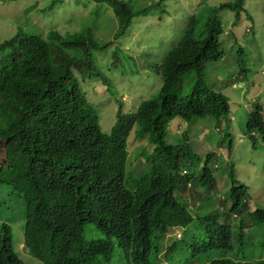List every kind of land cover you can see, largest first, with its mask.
Listing matches in <instances>:
<instances>
[{"label":"trees","instance_id":"1","mask_svg":"<svg viewBox=\"0 0 264 264\" xmlns=\"http://www.w3.org/2000/svg\"><path fill=\"white\" fill-rule=\"evenodd\" d=\"M62 2L49 0L47 9H37L53 13ZM133 6L137 5L123 0H68L62 6L68 11L53 17L49 30L26 25L0 41V185L21 198L24 246L46 264H118L122 258L126 264H150V235L163 237L184 227L198 231L190 241L192 256L232 246L227 217L220 222L213 212L202 217L191 213L202 191L209 198L218 188L217 168L208 158L219 155L210 152L199 166L200 156L193 160L188 143L189 129H179L170 141L167 134L175 117L189 122L193 117H228V96L204 81L203 68L225 54L218 11L231 10L236 24L245 10L244 0L198 4L163 57L172 66L176 83L146 100L154 105L151 112H124L119 106L106 133L82 83L94 65V52L113 43L97 31L98 19L105 15L107 22L117 24L113 35L117 39L135 15L148 9ZM112 57L118 60V52L113 51ZM237 61L233 69L241 77L247 69ZM189 72L196 80L180 94L183 75ZM101 81L111 87L109 78ZM252 110L246 133L255 147L257 139L250 131L264 140V112ZM132 129L151 147L142 153L148 169L138 176L127 168ZM226 144L230 154L231 138ZM226 178L233 202L229 211L264 221V209H249L247 190L231 169ZM226 203V197H219L223 209ZM238 204L243 209L235 208ZM89 223L94 231L85 234ZM0 264H24L13 250L6 223L0 224ZM207 264H264V260L214 259Z\"/></svg>","mask_w":264,"mask_h":264},{"label":"rangeland","instance_id":"2","mask_svg":"<svg viewBox=\"0 0 264 264\" xmlns=\"http://www.w3.org/2000/svg\"><path fill=\"white\" fill-rule=\"evenodd\" d=\"M67 1L58 3L51 13L49 9L45 12L37 9L45 7L49 0H0V41L13 36L17 29L25 28L26 25H33L35 29L41 31L43 27L45 31L49 30L53 17L59 18L63 16V12L68 11L62 7ZM155 1L135 0L137 6L133 8H142L144 5L150 8L135 15L126 33L117 39L113 38L117 24L107 22L105 15L102 18H99L100 14L98 15L97 22L100 28L97 31L102 33L106 40L111 39L113 43L94 52L95 62L92 69L87 71L82 88L97 109L103 132L110 131L119 106L124 112H146L153 109L154 105L146 104V100L156 98L160 88L166 89L176 83L172 75V66L163 57L181 34L180 26L198 4H216L223 0H163L162 11L159 7H153ZM107 7L111 9L110 5ZM244 8L239 22L235 25L232 23L234 15L231 10L224 8L218 11L217 15L222 20L224 29L221 41L225 54L221 60L207 62L203 68L204 81L228 96L231 109L228 117L219 119L213 116L193 117L190 122L175 117L169 122L167 134V140L170 141L178 136L179 129H189L188 143L193 150V160L194 155L200 156L199 166L204 165V158L210 152L219 155L217 160H214V157L208 158L212 161L211 165L217 167L215 174L220 179L218 188L209 198L203 193L201 199L195 201L191 213L193 216L202 217L213 212L216 220L220 222L227 217L232 230V246L191 256L187 245L193 237L192 234H197L198 231L186 227L177 228L174 229L173 235L176 231L180 232L181 237L178 239L171 237L172 232H167L164 238L160 235H151L152 246L156 244L161 246L162 252L170 242L169 237L173 243V249L163 254L162 259L159 258L160 264H206L214 259L240 258L245 261L264 259V222L253 225L246 218L247 215L242 217L239 210L235 211V215L229 211V206L233 202L230 201L232 198L229 194L230 184L226 178L227 170L231 169L235 173L236 181L247 190L245 197L249 209L252 210L249 204L251 201L255 204L254 209L264 207V140L258 138L255 133L256 145L252 147V141L246 133V125L250 120L248 116L253 114V107L259 113L264 112V0H244ZM238 48H241L239 53ZM113 51H117L119 56L115 62L112 57ZM237 60L243 62L247 69L246 74L241 77L233 69L237 68ZM105 77L111 82L110 88L101 81ZM195 80L193 72L184 74L179 93H187ZM228 132L229 135L223 139ZM229 138L232 143L230 154L226 144ZM144 149L147 150L146 153L151 151L146 139L136 138L132 129L127 141V168L135 176L148 169L142 157ZM221 175L225 177L226 182ZM219 197H226L225 209L219 204ZM0 201V224L6 223L10 226L12 247L18 257L24 264H46L34 257L24 246L21 198L7 185L1 184ZM238 207L243 209L241 204L235 208ZM197 221L195 217L194 225ZM241 221L246 224L243 236L240 232ZM93 225L88 224L85 234H92ZM149 257L152 260L154 252H151ZM122 261L116 262L126 264L124 258Z\"/></svg>","mask_w":264,"mask_h":264},{"label":"clouds","instance_id":"3","mask_svg":"<svg viewBox=\"0 0 264 264\" xmlns=\"http://www.w3.org/2000/svg\"><path fill=\"white\" fill-rule=\"evenodd\" d=\"M123 1H127V2H129V3H132V4H135V0H123ZM159 2V0H156L155 2H154V6L153 7H159L160 8V11H162V6H161V4H162V2H163V0L161 1V3L160 4H157ZM137 5V4H136ZM152 5V4H151ZM146 7H148V8H150L149 6H147V5H145ZM234 15V14H233ZM234 19V18H233ZM239 22V21H238ZM237 22V23H238ZM232 23H233V21H232ZM236 23V24H237ZM233 25H235V24H233ZM251 30V29H250ZM233 87H235V84H233L232 85ZM117 112V111H116ZM247 129V128H246ZM250 134H254L255 135V132L254 131H250ZM252 145V144H251ZM215 160H217V159H215ZM212 162V161H211ZM217 168V167H216ZM235 174V173H234ZM244 188V187H243ZM244 192H245V188H244ZM203 193L204 192H202V195H203ZM247 194V193H246ZM245 194V195H246ZM246 203H247V201H246ZM250 204V208H252V210H254V206L253 205H255V204H253L252 203V201L249 203ZM249 206V205H248ZM262 209H264V207L262 208ZM234 215H235V212H234ZM238 216V215H237ZM248 220H250L251 221V223L253 224V225H255L256 223H261V222H264V221H256V220H254L253 218H249ZM241 224H242V221H241ZM246 228V224L244 223V225H243V232H245V229ZM175 235H176V237H175V239H178V238H180L181 237V234H180V232H175ZM174 235H173V233H172V236L171 237H173ZM150 237H151V235H150ZM164 237H166V235L165 236H163V238ZM171 237H169L168 238V240L170 241L169 243H168V246H167V248L164 250V252H162L161 251V246H158L157 244H156V246H152V237L150 238V240H151V243H150V246H149V250H148V261H155V263H150V264H160V260L162 259V255L163 254H166V253H168V252H170L172 249H173V243H172V241H171ZM190 244H191V242L187 245V247H189L190 246ZM151 252H154V258L151 260L150 259V253ZM191 255V254H190ZM192 256V255H191ZM139 258V257H138ZM159 258H161V259H159ZM38 259V258H37ZM40 260V259H39ZM139 260L141 261V259L139 258ZM260 260H264V259H260ZM255 261H257V260H255ZM254 261V262H255ZM250 262H252V261H250ZM141 264H142V261L140 262ZM209 263V262H208ZM131 264H133V263H131ZM187 264V263H186ZM207 264V263H206Z\"/></svg>","mask_w":264,"mask_h":264}]
</instances>
